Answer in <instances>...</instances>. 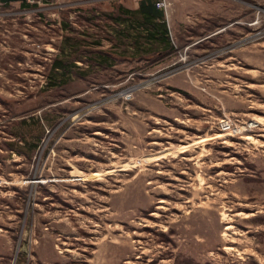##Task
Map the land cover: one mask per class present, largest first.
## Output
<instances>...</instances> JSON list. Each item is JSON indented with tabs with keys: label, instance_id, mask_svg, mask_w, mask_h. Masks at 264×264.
<instances>
[{
	"label": "rangeland",
	"instance_id": "374dc122",
	"mask_svg": "<svg viewBox=\"0 0 264 264\" xmlns=\"http://www.w3.org/2000/svg\"><path fill=\"white\" fill-rule=\"evenodd\" d=\"M24 1L0 3V264H264V0H167L149 36Z\"/></svg>",
	"mask_w": 264,
	"mask_h": 264
},
{
	"label": "crops",
	"instance_id": "0c3cea01",
	"mask_svg": "<svg viewBox=\"0 0 264 264\" xmlns=\"http://www.w3.org/2000/svg\"><path fill=\"white\" fill-rule=\"evenodd\" d=\"M156 0H54V2L60 3V5L71 7L73 10H95L101 8L107 17L116 20V24L119 26L127 25V21L130 22V18L133 15L136 18L135 25H139L142 33L145 36L153 34V24L161 25L163 33H165V27L162 20L160 11L155 8L154 2ZM174 2V1H173ZM150 6L155 10V15L148 18L143 17L141 9ZM158 23V24H157ZM132 25V24H131ZM137 28V27H136ZM166 45H169L166 42ZM160 46L156 48V51H151L152 55L161 52ZM162 53V52H161Z\"/></svg>",
	"mask_w": 264,
	"mask_h": 264
},
{
	"label": "trees",
	"instance_id": "16d2710c",
	"mask_svg": "<svg viewBox=\"0 0 264 264\" xmlns=\"http://www.w3.org/2000/svg\"><path fill=\"white\" fill-rule=\"evenodd\" d=\"M42 2L46 3L47 0H43ZM20 4L23 5V6H26V5L28 6V3H26L25 1H20ZM141 13H142L143 17L149 19V17L154 16L156 12H155V10L152 7L146 6V7H144V8L141 9ZM153 28L156 31H158V33H161L163 31V28H162L161 25H154L153 24Z\"/></svg>",
	"mask_w": 264,
	"mask_h": 264
},
{
	"label": "built area",
	"instance_id": "2783aa9c",
	"mask_svg": "<svg viewBox=\"0 0 264 264\" xmlns=\"http://www.w3.org/2000/svg\"><path fill=\"white\" fill-rule=\"evenodd\" d=\"M168 5L169 2L167 0H156L155 2V7L162 11L164 17H166Z\"/></svg>",
	"mask_w": 264,
	"mask_h": 264
},
{
	"label": "water",
	"instance_id": "95a60500",
	"mask_svg": "<svg viewBox=\"0 0 264 264\" xmlns=\"http://www.w3.org/2000/svg\"><path fill=\"white\" fill-rule=\"evenodd\" d=\"M12 1H24V0H0V3L12 2Z\"/></svg>",
	"mask_w": 264,
	"mask_h": 264
}]
</instances>
